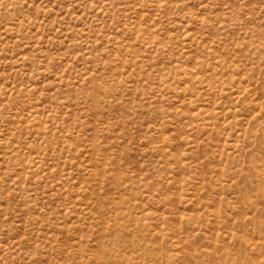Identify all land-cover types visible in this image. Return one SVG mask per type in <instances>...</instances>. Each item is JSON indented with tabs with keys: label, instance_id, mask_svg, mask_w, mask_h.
<instances>
[{
	"label": "rangeland",
	"instance_id": "1",
	"mask_svg": "<svg viewBox=\"0 0 264 264\" xmlns=\"http://www.w3.org/2000/svg\"><path fill=\"white\" fill-rule=\"evenodd\" d=\"M0 264H264V0H0Z\"/></svg>",
	"mask_w": 264,
	"mask_h": 264
}]
</instances>
